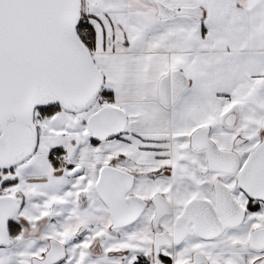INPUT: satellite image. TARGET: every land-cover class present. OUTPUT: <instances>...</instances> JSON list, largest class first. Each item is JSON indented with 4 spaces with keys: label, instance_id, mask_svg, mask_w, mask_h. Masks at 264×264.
Listing matches in <instances>:
<instances>
[{
    "label": "snow or ice",
    "instance_id": "snow-or-ice-1",
    "mask_svg": "<svg viewBox=\"0 0 264 264\" xmlns=\"http://www.w3.org/2000/svg\"><path fill=\"white\" fill-rule=\"evenodd\" d=\"M0 264H264V0H0Z\"/></svg>",
    "mask_w": 264,
    "mask_h": 264
}]
</instances>
